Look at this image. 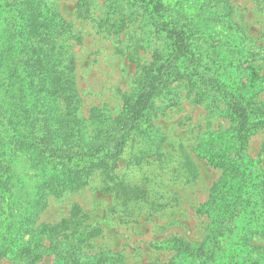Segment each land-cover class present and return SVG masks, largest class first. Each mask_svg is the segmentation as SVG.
I'll use <instances>...</instances> for the list:
<instances>
[{"label":"trees","instance_id":"trees-1","mask_svg":"<svg viewBox=\"0 0 264 264\" xmlns=\"http://www.w3.org/2000/svg\"><path fill=\"white\" fill-rule=\"evenodd\" d=\"M46 1L0 0V260L34 263L50 249L53 264H95L86 258L80 260L77 251L90 241V235L77 224L80 219H76V206L69 217L51 225L41 223L40 235L49 244L41 250L39 236L23 241V234L28 232L20 233L18 229L22 222L19 213L21 220L15 225V196H35L37 200L48 195L61 197L74 186H82L94 171H111L130 134L150 128L155 99L165 97L172 105L179 97L168 92L172 82L180 81L188 92L186 97L195 102L208 100L207 104L216 105L215 110L228 116L234 126L207 133L200 141V150L212 144L214 157L206 158L221 169L202 207L210 220L206 238L192 243L172 237L166 246L179 264H262L252 254L258 245L251 242L255 230L248 227L264 225V184L262 172L246 149L249 136L257 128L264 129V103L258 100L264 92V47L251 44L241 24L233 21L232 12L216 19L209 11L207 18L199 22L200 12L193 17L182 15V20L173 18L172 8L161 0H118L122 10L115 0H105L110 9L105 21L111 23H104V27L109 30V26L111 33L117 34L135 22L128 20L130 15L139 14L138 28L148 27L143 34L154 41L152 56L137 79L135 92L124 96L119 116L104 117L102 109H94L88 124H79L71 118L74 101L70 83L65 90L52 81L51 71L62 81L67 79L72 58L65 54L63 40L57 39L64 31L62 22ZM75 5L86 11L88 0H77ZM200 6L205 9V2ZM26 57L31 58L37 77L48 85L45 92L52 101V106L40 114L44 117L39 122H29L20 110ZM190 93L192 96H188ZM59 105L64 112L56 114L54 106ZM87 127L88 137L73 136ZM24 153L34 165L39 182L31 196L20 179L11 178L10 166ZM75 256H79L76 263ZM105 264L123 262L111 257Z\"/></svg>","mask_w":264,"mask_h":264},{"label":"rangeland","instance_id":"rangeland-1","mask_svg":"<svg viewBox=\"0 0 264 264\" xmlns=\"http://www.w3.org/2000/svg\"><path fill=\"white\" fill-rule=\"evenodd\" d=\"M75 2L77 0L46 1L47 7L55 9L57 13L54 14L62 22L64 31L57 39L63 40V50L72 58L67 79L62 81L53 71L51 75L53 83L65 90V85L70 83L74 101L71 118L87 125L94 109H102L100 114L104 117L121 114L124 96L135 92L139 75L147 69L154 41H149L152 37L143 34L148 27L138 28L139 14L130 15L128 20L135 22L113 34L109 26V30L104 27V23H111L105 21L110 16L105 0H88L86 11L78 10ZM161 2L169 4L171 16L181 20L182 15L193 17L199 12V22L207 18L209 11L216 19L232 12L233 21L241 24L251 44L264 47V0ZM204 2L205 9H202L200 5ZM115 4L119 6L118 0ZM215 27L221 30L219 25ZM26 59L20 110L29 122L33 119L39 122L44 117L40 114L52 106V101H48L50 96L45 92L48 85L31 68V58ZM168 93L179 97L172 105L165 97L155 99L150 128L130 134L111 171H94L82 186H74L61 197L48 195L37 200L35 196H15L14 208L22 219L18 229L20 233L24 230L30 233V236L23 234V241L39 236L40 249L47 247L48 241L40 235L41 223L51 225L69 217L74 206L76 219L81 222L76 221L77 224H81V231L90 235L85 247L77 249L80 260L86 258L95 264L102 260L107 263L111 257H119L123 264H179L166 246L169 238H183L192 243L206 238L210 220L202 207L221 176V169L211 165L206 158V155L214 157V149H210L212 144L200 150V141L207 133L232 129L234 122L228 116L220 115L217 106L207 104L208 100L191 101L180 81L172 82ZM258 100L264 103V92L259 94ZM54 108L56 114L64 112L60 105ZM88 134L89 127L73 136L88 137ZM198 152L202 156H198ZM246 154L262 172L264 184L263 128H257L249 136ZM16 159L10 166L11 178L20 179L26 194L34 195L39 185L36 169L27 153L19 154ZM19 214L15 218L16 226L21 220ZM248 228L255 230L251 242L258 245L252 254L264 264V225ZM52 258L53 253L46 249L34 263L1 258L0 264H53ZM74 259L78 262L79 256ZM182 264L186 263L182 261Z\"/></svg>","mask_w":264,"mask_h":264}]
</instances>
